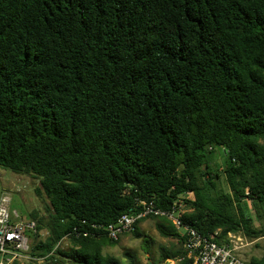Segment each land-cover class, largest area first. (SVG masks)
<instances>
[{"label":"trees","instance_id":"obj_1","mask_svg":"<svg viewBox=\"0 0 264 264\" xmlns=\"http://www.w3.org/2000/svg\"><path fill=\"white\" fill-rule=\"evenodd\" d=\"M0 168L40 180L44 264H120L98 227L140 200L220 245L264 239V0H0ZM150 218L182 244L160 264H194Z\"/></svg>","mask_w":264,"mask_h":264},{"label":"built area","instance_id":"obj_2","mask_svg":"<svg viewBox=\"0 0 264 264\" xmlns=\"http://www.w3.org/2000/svg\"><path fill=\"white\" fill-rule=\"evenodd\" d=\"M185 212L186 210L177 208L176 205L171 210H163L156 207L153 201L140 200L134 213L124 214L116 223L98 228L103 229L110 239L119 240L125 234H132L142 220L151 216L166 218L185 232L184 248L189 252V256L194 257V264H246L240 255L244 243H249L246 238L229 234L228 241L220 245L215 241L218 232L205 237L195 229L184 226L181 218ZM72 233L84 237L90 234L77 228H74ZM36 236L39 238L36 220L26 221L21 218L18 212L11 209L10 194L3 193L0 196V264L39 261L30 254ZM66 238L62 242L67 240Z\"/></svg>","mask_w":264,"mask_h":264},{"label":"rangeland","instance_id":"obj_3","mask_svg":"<svg viewBox=\"0 0 264 264\" xmlns=\"http://www.w3.org/2000/svg\"><path fill=\"white\" fill-rule=\"evenodd\" d=\"M222 159L219 160V163ZM221 177L217 180L219 188L228 190L225 178L221 169ZM40 185V180L29 174H16L11 170L0 168V196L9 193L11 197V209L19 213L24 220L32 219L31 214L36 212L39 217L47 215L49 202L45 196L36 194V189ZM182 210H186L181 205ZM154 218H147L139 225L142 238H136L133 234L123 235L116 246L104 249V254L115 257L120 264H160V252L164 247L170 251L179 249L182 244L177 239L162 237L156 229ZM145 224V225H144ZM48 235L44 229L37 240H44ZM33 241V239H32ZM35 241H33L34 243ZM244 243L240 253L242 259L249 263L253 258H260L263 253L262 246L264 239L255 241L248 240ZM60 249L69 251L72 243L65 240L59 244ZM167 264H176L173 260H167ZM24 264H44V261L25 262Z\"/></svg>","mask_w":264,"mask_h":264},{"label":"crops","instance_id":"obj_4","mask_svg":"<svg viewBox=\"0 0 264 264\" xmlns=\"http://www.w3.org/2000/svg\"><path fill=\"white\" fill-rule=\"evenodd\" d=\"M142 223V222H141ZM145 225V224H144Z\"/></svg>","mask_w":264,"mask_h":264}]
</instances>
